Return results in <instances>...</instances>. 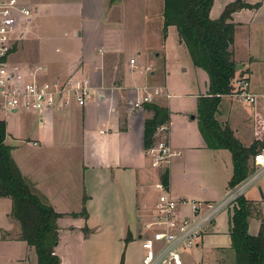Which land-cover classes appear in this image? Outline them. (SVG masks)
Segmentation results:
<instances>
[{
	"label": "crops",
	"instance_id": "0c3cea01",
	"mask_svg": "<svg viewBox=\"0 0 264 264\" xmlns=\"http://www.w3.org/2000/svg\"><path fill=\"white\" fill-rule=\"evenodd\" d=\"M244 1L262 6L257 10L242 9L232 15V22L236 25L235 43L230 47L234 61L242 60L237 56L236 46L243 43L250 54L253 38L264 27V21L259 17L263 3ZM218 2L222 8L220 11L216 9L215 13L224 11L234 0ZM125 4L135 5L139 12L145 7L147 17L164 21V0H22V5L31 9L32 15L28 20H19L12 36L13 50L9 59L22 69L43 66L47 68L46 80L66 81L85 76L93 83L95 97L84 108L73 103L67 109L51 111L44 117L24 113L25 119L16 120L20 133H11L7 121L0 117L7 126L5 144L11 147L14 162L32 192L62 214L58 220L59 242L55 247L60 264H119L122 257L124 264H142V240L151 236L146 225L156 217L161 194L156 186L163 183L161 175L164 171L152 166L144 146V124L154 117V112L145 108L148 104L136 111L131 109V96L134 95L137 102L145 95V88L166 90L171 98L175 95L166 85H134L133 70L138 62L135 57H126L125 20L121 11ZM154 4L158 9L152 7ZM214 7L210 12L212 20L217 18L213 14ZM163 28L162 41L166 45L168 33L164 39ZM141 53L137 52L138 55ZM155 56L158 58L160 54ZM132 60L135 65L131 64ZM239 66L243 68L242 64ZM194 68L198 83L203 86L193 94L198 106L199 98L208 93L209 75L195 65ZM241 72L245 75L244 71ZM127 73H130V79ZM171 98H158L154 104L170 111L167 101ZM190 110L191 113L187 112L182 119L171 116L170 111L169 146L173 156L166 168L170 174L169 190L178 200L214 203L206 197V186L189 180L191 174L199 170L198 162L191 158L212 153L215 160L218 155L214 154L226 149H210L200 128L196 131L190 129L193 127L190 123L198 118L197 108V111ZM18 113L21 112L6 115ZM221 114L220 110L218 121L219 117L223 118ZM175 119L178 122L176 128L182 127L186 131L183 136L173 128ZM177 158L180 159L175 161ZM232 175L233 172L230 179ZM257 193L262 196L258 189ZM84 207L87 218L80 215ZM12 208L10 198H0V243L16 242L30 252L34 248L20 237L21 225L11 217ZM178 214L183 218L192 217L189 206H180ZM215 224L214 221L210 225L195 248H200L214 233ZM230 228L229 222V234ZM85 229H88L87 234ZM128 233L133 239L127 243ZM186 251L189 250L182 251L179 264Z\"/></svg>",
	"mask_w": 264,
	"mask_h": 264
},
{
	"label": "trees",
	"instance_id": "16d2710c",
	"mask_svg": "<svg viewBox=\"0 0 264 264\" xmlns=\"http://www.w3.org/2000/svg\"><path fill=\"white\" fill-rule=\"evenodd\" d=\"M213 3L214 0H164L163 38L166 39L170 26H175L195 67L209 75L208 93L198 100V127L207 147L230 151L233 175L229 187L232 189L249 176L250 157L256 153V145L246 147L236 138L231 127H223L217 119L224 96L237 93L238 64L230 50L236 32L232 15L242 9L257 10L262 4L250 5L244 0H235L225 7L219 19L212 20ZM145 108L154 112V117L144 124V146L148 150L153 147L157 128L169 123L170 111L157 104H148ZM6 127V122L0 119V198H10L13 202L11 217L21 225L22 240L38 254V264H60L55 247L59 242L58 220L62 214L32 192L14 162L11 147L5 144ZM169 176L168 169H165L161 181L167 188L170 187ZM235 204L231 213L230 238L236 264H264V228H260L257 236L249 231L254 203L244 196ZM80 215L87 218L85 207ZM84 231L88 233V229ZM132 239L129 234L126 242Z\"/></svg>",
	"mask_w": 264,
	"mask_h": 264
},
{
	"label": "rangeland",
	"instance_id": "374dc122",
	"mask_svg": "<svg viewBox=\"0 0 264 264\" xmlns=\"http://www.w3.org/2000/svg\"><path fill=\"white\" fill-rule=\"evenodd\" d=\"M218 1L215 0L213 4L215 5L213 14L217 16L214 20L219 19L223 13V10L215 13L216 9L220 11L222 8ZM252 1L254 3L259 1L264 6V0ZM123 7L121 11L125 20L126 57L128 59L135 57L138 62L136 70H133L135 72L133 76L134 85H166L169 92L175 95L170 101H167L171 116L184 118L187 112L191 113L190 109L196 110L197 99L193 97V94H196L199 89L202 90L203 86L198 83L199 79L192 59L185 45L179 41L176 27L171 26L169 28L166 45H163L161 29L164 26L162 21L154 17L152 19L147 17L145 7L139 9L140 12L135 9V5L125 4ZM152 7L158 9L156 4ZM259 17L264 21V8L261 10ZM253 39L252 52L250 54V51L248 50L247 52V47H244L243 43L240 42L239 46H236L237 56L241 57L242 60L235 62L238 65H243V68L237 70L238 76L244 75L241 72L244 71V76L249 77L250 91L252 94L258 95L257 97L255 96L256 102L255 104H249L239 94L225 96L219 106L223 113V115L221 114L223 118L219 117V122L223 127L228 125L234 132L236 130L238 140L243 141L242 144H245L246 147L256 145L255 151L257 152L264 147V96H261L264 93V27L260 29V32ZM138 51L142 52L141 55L137 54ZM156 53L160 54L158 58H155ZM112 65L113 61L110 63V66ZM153 72H155V75L151 76ZM129 74L127 73V77L130 79ZM135 102L134 95H132L131 109L134 108ZM123 109L121 108V110ZM133 110L136 111L135 108ZM7 115L6 112L1 110L0 103V117L7 121L9 131L13 134L20 133L16 122L19 119H25L26 114L21 112L14 116ZM198 122V118L196 121L191 122L190 124L193 127H190V129L198 130ZM177 125L178 122L175 119L173 128L175 129ZM176 129L181 132L180 135L182 136L186 132L182 127ZM15 136L19 137L18 135ZM214 155H218L215 160L212 157V153L206 157L192 156V161L198 162L200 166L198 165L199 170H196L197 173L191 174L189 180L195 184L202 183V187L206 186L208 189L206 197H208V200L216 202L223 200L226 196L225 194L230 190L229 181L233 172V162L232 155L228 150ZM179 159L177 158L175 161ZM167 166L169 164H164L160 171H164ZM253 171L254 167L251 161L249 174ZM245 196L248 200L255 201L253 204V216L249 223V231L251 235L256 236L260 232L259 229L262 226L264 228V199L260 196V193H257L256 187L248 189ZM235 206V203L230 204L217 214L216 224L212 229L214 233L205 239L200 248L194 247L193 250L186 251L183 254L181 264H235V254L228 232L229 215ZM205 234L207 232L203 236ZM122 263H124V257L120 259L119 264ZM0 264H38V254H36L34 249L30 252L25 251L16 242L0 243Z\"/></svg>",
	"mask_w": 264,
	"mask_h": 264
},
{
	"label": "built area",
	"instance_id": "2783aa9c",
	"mask_svg": "<svg viewBox=\"0 0 264 264\" xmlns=\"http://www.w3.org/2000/svg\"><path fill=\"white\" fill-rule=\"evenodd\" d=\"M31 9L22 5V0H0V103L6 113H35L41 117L54 110L67 109L73 103L84 108L94 97L91 78H69L46 80L47 68L43 66L22 69L10 62L13 50L12 36L20 19H29ZM135 65V60L131 61ZM236 94L247 103L255 104V95L250 91V81L242 75L235 81ZM144 96L137 99L134 108L154 104L158 98H171L163 89H144ZM153 147L147 150L154 168H162L173 154L169 146L170 128L168 124L157 128ZM157 137V138H156ZM254 171L241 184L230 188L223 200L205 203L197 200H178L173 198L169 188L163 183L156 187L161 191L158 197L156 217L146 225L151 236L142 240L144 256L142 264H179L182 251L197 246L203 234L215 221L218 213L230 204L245 196L248 189L256 187L264 196V147L251 157ZM180 206H189L192 217L179 216Z\"/></svg>",
	"mask_w": 264,
	"mask_h": 264
},
{
	"label": "water",
	"instance_id": "95a60500",
	"mask_svg": "<svg viewBox=\"0 0 264 264\" xmlns=\"http://www.w3.org/2000/svg\"><path fill=\"white\" fill-rule=\"evenodd\" d=\"M240 69V66L238 65L237 66V70H239ZM192 118L194 119L195 118V116H192ZM261 192V191H260Z\"/></svg>",
	"mask_w": 264,
	"mask_h": 264
}]
</instances>
